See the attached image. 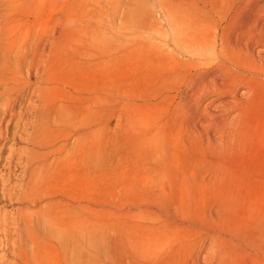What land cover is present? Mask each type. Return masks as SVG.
<instances>
[{"label": "rangeland", "instance_id": "1", "mask_svg": "<svg viewBox=\"0 0 264 264\" xmlns=\"http://www.w3.org/2000/svg\"><path fill=\"white\" fill-rule=\"evenodd\" d=\"M0 19L11 75L77 110L50 182L102 237L90 264H264V0H0Z\"/></svg>", "mask_w": 264, "mask_h": 264}, {"label": "bare ground", "instance_id": "2", "mask_svg": "<svg viewBox=\"0 0 264 264\" xmlns=\"http://www.w3.org/2000/svg\"><path fill=\"white\" fill-rule=\"evenodd\" d=\"M3 1L10 7L13 0ZM0 25L3 34L11 35L2 19ZM19 38L23 48L19 67L29 61L37 72L41 57L34 50L47 41L28 31ZM10 47V39L0 47V203L15 199L25 205L14 213L0 209V264H90L89 248L100 249L102 237L79 230L77 207L56 196V182H50L58 173V164L70 154L66 143L54 144V139L63 128L76 123L77 110L47 104L58 92V84H45L38 77L31 81L20 71L19 77H13ZM26 49L33 53L27 55ZM26 114H32L31 118ZM89 134L83 131L75 136V144L85 156V167L91 166L97 154ZM18 139L28 143L25 150L13 146Z\"/></svg>", "mask_w": 264, "mask_h": 264}]
</instances>
